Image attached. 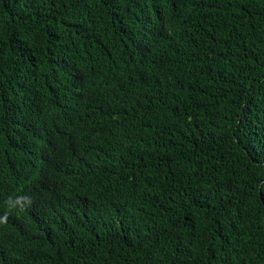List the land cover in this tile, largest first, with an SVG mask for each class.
Here are the masks:
<instances>
[{
    "label": "trees",
    "instance_id": "trees-1",
    "mask_svg": "<svg viewBox=\"0 0 264 264\" xmlns=\"http://www.w3.org/2000/svg\"><path fill=\"white\" fill-rule=\"evenodd\" d=\"M0 264H264V0H0Z\"/></svg>",
    "mask_w": 264,
    "mask_h": 264
},
{
    "label": "bare ground",
    "instance_id": "bare-ground-1",
    "mask_svg": "<svg viewBox=\"0 0 264 264\" xmlns=\"http://www.w3.org/2000/svg\"><path fill=\"white\" fill-rule=\"evenodd\" d=\"M61 122V121H60ZM55 134V133H54ZM63 137V136H62ZM66 139V138H65Z\"/></svg>",
    "mask_w": 264,
    "mask_h": 264
}]
</instances>
